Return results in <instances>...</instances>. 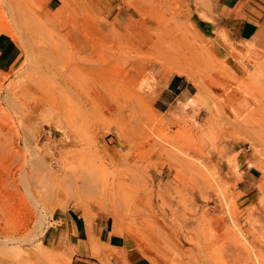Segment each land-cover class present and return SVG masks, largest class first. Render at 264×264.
I'll list each match as a JSON object with an SVG mask.
<instances>
[{"label": "rangeland", "instance_id": "374dc122", "mask_svg": "<svg viewBox=\"0 0 264 264\" xmlns=\"http://www.w3.org/2000/svg\"><path fill=\"white\" fill-rule=\"evenodd\" d=\"M215 5L0 0V264L104 259L102 218L153 264H264V51Z\"/></svg>", "mask_w": 264, "mask_h": 264}, {"label": "crops", "instance_id": "0c3cea01", "mask_svg": "<svg viewBox=\"0 0 264 264\" xmlns=\"http://www.w3.org/2000/svg\"><path fill=\"white\" fill-rule=\"evenodd\" d=\"M216 12L218 19L229 30L230 38L238 44H253L255 48L264 51V0H216ZM11 52L6 53L9 49ZM14 48V50H13ZM15 44L9 41L8 36L0 33V56L3 61L11 62L15 59ZM189 82L179 76L173 77L169 84L162 90L158 101L160 105H170L176 96L190 93ZM161 110V109H160ZM243 182L246 191L256 182L255 172L251 167L242 169ZM67 227L55 231L49 235L51 240H59L61 232L65 231L66 238L70 243L79 244L88 239V233L93 235V219L86 218V223L79 225L78 218H69ZM87 224V225H86ZM88 231V233H87ZM96 235L100 244L107 247L102 251L104 259L88 258L85 254L76 256L72 264H153L146 254L135 244L131 238L114 232L113 225L109 220H96ZM48 240V236H47Z\"/></svg>", "mask_w": 264, "mask_h": 264}, {"label": "bare ground", "instance_id": "6f19581e", "mask_svg": "<svg viewBox=\"0 0 264 264\" xmlns=\"http://www.w3.org/2000/svg\"><path fill=\"white\" fill-rule=\"evenodd\" d=\"M259 101V100H258ZM249 105V104H248ZM262 128V126L260 127V129ZM264 128V127H263ZM261 131V130H260ZM179 160V159H178ZM202 178V177H201Z\"/></svg>", "mask_w": 264, "mask_h": 264}]
</instances>
